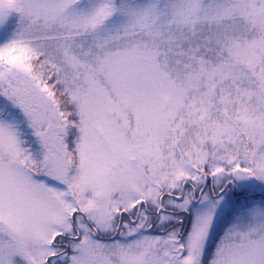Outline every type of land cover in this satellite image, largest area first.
Instances as JSON below:
<instances>
[{
  "label": "snow or ice",
  "instance_id": "obj_1",
  "mask_svg": "<svg viewBox=\"0 0 264 264\" xmlns=\"http://www.w3.org/2000/svg\"><path fill=\"white\" fill-rule=\"evenodd\" d=\"M0 264H264V0H0Z\"/></svg>",
  "mask_w": 264,
  "mask_h": 264
}]
</instances>
